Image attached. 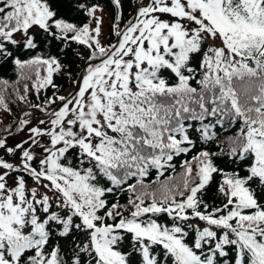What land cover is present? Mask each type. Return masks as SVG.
Returning a JSON list of instances; mask_svg holds the SVG:
<instances>
[{"label":"snow or ice","instance_id":"snow-or-ice-1","mask_svg":"<svg viewBox=\"0 0 264 264\" xmlns=\"http://www.w3.org/2000/svg\"><path fill=\"white\" fill-rule=\"evenodd\" d=\"M3 115L0 264H264V0H0Z\"/></svg>","mask_w":264,"mask_h":264},{"label":"trees","instance_id":"trees-1","mask_svg":"<svg viewBox=\"0 0 264 264\" xmlns=\"http://www.w3.org/2000/svg\"><path fill=\"white\" fill-rule=\"evenodd\" d=\"M7 74H8V75H11V73H7ZM0 118L4 119V122H5V123L10 122V120H11V117H7L6 115H3V116L0 117Z\"/></svg>","mask_w":264,"mask_h":264}]
</instances>
